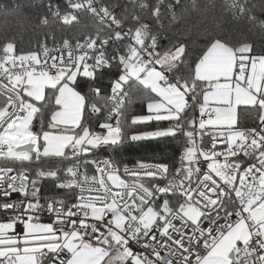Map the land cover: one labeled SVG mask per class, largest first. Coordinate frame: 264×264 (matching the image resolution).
Here are the masks:
<instances>
[{
	"label": "snow or ice",
	"instance_id": "obj_1",
	"mask_svg": "<svg viewBox=\"0 0 264 264\" xmlns=\"http://www.w3.org/2000/svg\"><path fill=\"white\" fill-rule=\"evenodd\" d=\"M225 3L258 32L195 55L182 0H45L94 31L0 40V264H264V19ZM161 138L171 163L123 156Z\"/></svg>",
	"mask_w": 264,
	"mask_h": 264
},
{
	"label": "trees",
	"instance_id": "obj_2",
	"mask_svg": "<svg viewBox=\"0 0 264 264\" xmlns=\"http://www.w3.org/2000/svg\"><path fill=\"white\" fill-rule=\"evenodd\" d=\"M126 2V0H122ZM262 0H251V4L257 7L252 8L251 12L264 19V13H261L259 6ZM45 0H0V40L5 36L15 38L20 41L23 49L33 48L37 41L45 38V33H55L59 39L62 35L82 38L94 31L93 22L90 18H81V23L76 25L75 29H62L59 23H50L49 26H43L39 23L41 15L46 14L43 7ZM19 5L14 8L13 5ZM216 4L217 11L215 15L205 12V5ZM182 9L178 16L182 17L180 25L182 30L188 33L187 41L193 55L197 54L199 49L203 47L204 36L209 33L223 28L224 30L240 29L249 37L253 33L258 32V27L247 23V15L241 16L239 13L233 12L225 3V0H182ZM183 20H187L186 25ZM51 45V40H48ZM136 113H144L145 107L136 102L133 105ZM132 113H129V118ZM255 117V113L251 117H245L244 123L250 124L251 119ZM178 154L177 142L172 138H161L159 140H145L131 142L125 146L123 156L128 164L135 163L137 160L156 161L165 160L173 162ZM45 188H50L45 184Z\"/></svg>",
	"mask_w": 264,
	"mask_h": 264
},
{
	"label": "built area",
	"instance_id": "obj_3",
	"mask_svg": "<svg viewBox=\"0 0 264 264\" xmlns=\"http://www.w3.org/2000/svg\"><path fill=\"white\" fill-rule=\"evenodd\" d=\"M54 2H57V0H54ZM58 2H60V3H63V0H58ZM178 155V154H177ZM134 163H132V164H129L130 166L131 165H133ZM45 220H47V218H45Z\"/></svg>",
	"mask_w": 264,
	"mask_h": 264
}]
</instances>
